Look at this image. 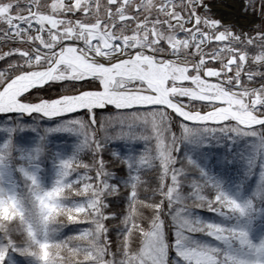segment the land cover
<instances>
[{"label": "snow or ice", "instance_id": "6c2138e0", "mask_svg": "<svg viewBox=\"0 0 264 264\" xmlns=\"http://www.w3.org/2000/svg\"><path fill=\"white\" fill-rule=\"evenodd\" d=\"M0 264H264V0H0Z\"/></svg>", "mask_w": 264, "mask_h": 264}]
</instances>
